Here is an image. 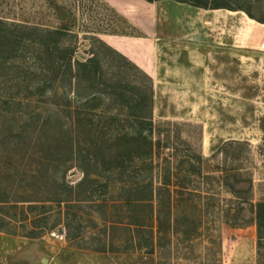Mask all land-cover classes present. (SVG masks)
Returning <instances> with one entry per match:
<instances>
[{
	"label": "rangeland",
	"instance_id": "obj_1",
	"mask_svg": "<svg viewBox=\"0 0 264 264\" xmlns=\"http://www.w3.org/2000/svg\"><path fill=\"white\" fill-rule=\"evenodd\" d=\"M227 1L264 18V0ZM0 19L62 30L73 60L84 62L95 53L103 77L147 83L153 141H160L154 186L169 172L172 184L195 190L189 201L178 202L181 207L174 205L172 225L178 232L168 234L154 256L126 251L127 232L120 230L110 233L116 239L113 252L108 246L105 252L93 250L100 247V230H91L87 219L100 212L89 203L72 207L63 201L82 199L91 190L84 183L68 193L82 178L75 161L65 164L70 127L74 136L87 138L76 126L80 101L53 84L63 69L58 72L42 48L24 41L11 58L0 54V264L264 263L250 206L264 201V23L241 10L213 11L174 0H0ZM155 26L168 27L167 45L152 42ZM89 88L83 82L80 94H90ZM92 89L98 90L97 84ZM90 104L93 109L80 110L116 113L110 101ZM118 149L114 145L103 155L109 158ZM226 171L241 181L240 200L223 184ZM66 212L75 217L68 229ZM77 228L83 236L76 235Z\"/></svg>",
	"mask_w": 264,
	"mask_h": 264
},
{
	"label": "trees",
	"instance_id": "obj_2",
	"mask_svg": "<svg viewBox=\"0 0 264 264\" xmlns=\"http://www.w3.org/2000/svg\"><path fill=\"white\" fill-rule=\"evenodd\" d=\"M144 1L153 3L158 0ZM174 1L204 9L241 10L249 18L264 23V18H255L250 9L241 5L234 7L227 0ZM62 37L63 31L59 29L43 30L37 26L7 23L0 19V54L3 51L7 53L8 58H11L17 44L30 41L42 48L44 54H48L51 64L57 68L58 72L63 69L62 79L56 76L53 84L57 82L61 87L68 89L74 99L77 98L75 99L77 103L80 101L78 108L83 111L93 109L90 103L96 100L103 102L107 100L119 107H114L115 114L110 113L109 110L98 111V113L92 110L83 113L79 109L76 126H81L83 128L81 131H86L87 138L83 137L82 140L74 136L70 127L67 131L69 138L66 141L65 164L75 161L82 172V178L75 184L76 186L70 188L68 193L73 195L74 189L84 183H89L91 190L87 191L82 199L77 197L74 200L69 197L63 201L72 207L75 202L89 203L100 212L99 217L90 216L87 219L91 224V230H100L96 238L100 247L93 250L105 252L108 246L113 252L116 239H110V233L120 230L127 232V236L123 239L127 245L126 251L143 250L153 255L159 247L165 246L161 242L166 240L168 234L178 232L172 225L171 215L174 205L175 209L181 207L182 204L178 205V202L189 201L187 197L190 196L189 194H195V190L172 184V175L169 172L163 176L156 187L154 186L152 174L158 166L154 161V156L158 151L160 141H153L151 87L147 83L138 85L135 81H119L107 78L106 75L103 77L97 71L96 65L99 63H97L95 53H90L91 56L84 62L73 60V48L65 46ZM40 54H42L41 51ZM83 82L89 83L90 86L87 90L90 94H86L85 98L79 92ZM53 84H51L52 87ZM94 84H97L98 90L92 89ZM106 116H108V122L96 123L97 121L94 120L95 117L105 118ZM116 123L122 124V131L112 129ZM233 144L240 145L238 142ZM114 145L119 147L118 151L114 155L110 153L109 158H105L103 155L105 150H111ZM196 158L199 162V157ZM88 166L95 168L96 172L93 170L95 173H90ZM192 172L201 176V172L195 168ZM100 176H104L105 180L100 181L98 179ZM232 177L235 182L231 185L229 181ZM204 178L209 179L210 177L204 176ZM236 178L237 176L230 175L226 171L222 181L232 194V198L240 200L242 191L237 186L241 181ZM246 184L249 191L251 180L247 179ZM117 188L119 192L110 193L112 189ZM250 204L255 214L257 254L262 257L264 253L260 251L264 248V201L254 205ZM237 208L242 210L238 205ZM68 212L64 216L67 229L75 220L74 216L69 217ZM162 213H165L167 217H162ZM139 214H143L144 217ZM226 219L229 220L228 217ZM76 235L83 236L82 229L77 228Z\"/></svg>",
	"mask_w": 264,
	"mask_h": 264
},
{
	"label": "crops",
	"instance_id": "obj_3",
	"mask_svg": "<svg viewBox=\"0 0 264 264\" xmlns=\"http://www.w3.org/2000/svg\"><path fill=\"white\" fill-rule=\"evenodd\" d=\"M214 10L215 9H213V11ZM216 10H221V9H216ZM165 11H170V10H165ZM165 25H166V21H165ZM153 29H154V32H153L152 42L154 44H158V45H160V44H166L167 45L166 41H167V35H168V33L166 32V30L168 29V27H166L165 29H163V28L160 29L159 28L160 29L159 30L155 26V28H153ZM154 36H155V39H154ZM112 39H113L112 41H118V40H120V39H117V38H114V37H112ZM135 44L138 45L139 43L138 42H135ZM153 46H151V49L149 51V53L153 55L152 58L154 57V50H153L154 47ZM152 256H154V254Z\"/></svg>",
	"mask_w": 264,
	"mask_h": 264
}]
</instances>
